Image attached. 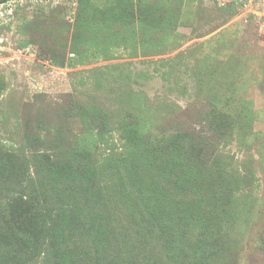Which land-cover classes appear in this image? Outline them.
Masks as SVG:
<instances>
[{
  "label": "rangeland",
  "instance_id": "obj_1",
  "mask_svg": "<svg viewBox=\"0 0 264 264\" xmlns=\"http://www.w3.org/2000/svg\"><path fill=\"white\" fill-rule=\"evenodd\" d=\"M128 1L131 24L120 14ZM79 3L0 0V142L65 159L86 146L84 158L102 166L131 122L143 135L188 134L203 181L187 192L185 246L199 242L206 256L229 239L231 264H264V0H84L81 14ZM151 4L163 21L141 26ZM91 130L96 138L82 141ZM111 177L100 173L77 206L116 214L134 242L146 228L108 199ZM140 242L155 264H184L167 255L166 235L151 230Z\"/></svg>",
  "mask_w": 264,
  "mask_h": 264
},
{
  "label": "trees",
  "instance_id": "obj_2",
  "mask_svg": "<svg viewBox=\"0 0 264 264\" xmlns=\"http://www.w3.org/2000/svg\"><path fill=\"white\" fill-rule=\"evenodd\" d=\"M83 2L80 0L79 14L85 13ZM122 7L120 14L126 18L125 24H131L129 1ZM149 7L150 14L144 15L142 11L141 15H147V19L140 20L141 26L159 20L158 12L162 14L160 10L153 11L152 4ZM106 13L111 19L119 14L113 7L107 8ZM132 26L135 29L137 25ZM186 135H143L139 123L131 122L124 129L125 145L102 166L84 158L86 146L72 147V156L65 159L50 154L51 148H30L25 152L0 142V264H31L41 256L44 264H155L143 242L139 248L135 246L151 230L166 235L167 255H183L184 264L233 263L232 253L226 252L224 245L229 239L220 245L225 250L218 249L206 256L199 242L191 252L184 244L186 233L182 224L188 223V214L183 210L195 208L187 192L203 181L201 171L187 156L192 151L189 146H195L190 138L187 142ZM83 136L82 141L96 138L92 130ZM27 140L44 142L29 135ZM100 173L112 176L109 185L116 196L109 193L108 199L121 202L136 225L146 228L134 242L127 239V226L121 229L116 226V214L77 206L84 194L97 187ZM51 194L65 205L52 200ZM80 218L84 220L82 226ZM210 238L220 239L218 235ZM213 256L217 261H213Z\"/></svg>",
  "mask_w": 264,
  "mask_h": 264
}]
</instances>
